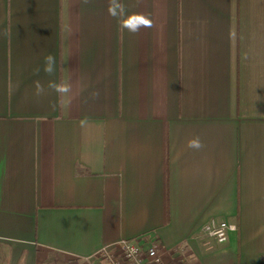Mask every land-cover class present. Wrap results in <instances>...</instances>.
<instances>
[{
  "label": "crops",
  "instance_id": "1",
  "mask_svg": "<svg viewBox=\"0 0 264 264\" xmlns=\"http://www.w3.org/2000/svg\"><path fill=\"white\" fill-rule=\"evenodd\" d=\"M109 3L0 0V258L264 264V0Z\"/></svg>",
  "mask_w": 264,
  "mask_h": 264
},
{
  "label": "built area",
  "instance_id": "2",
  "mask_svg": "<svg viewBox=\"0 0 264 264\" xmlns=\"http://www.w3.org/2000/svg\"><path fill=\"white\" fill-rule=\"evenodd\" d=\"M235 227L227 222H216L212 220L204 227V234L214 239L219 244L228 241L229 232ZM105 264H175L165 263L162 259L159 246L152 243L143 247L137 242L123 240L111 247L100 250L95 258ZM178 264H191L187 259L181 260Z\"/></svg>",
  "mask_w": 264,
  "mask_h": 264
},
{
  "label": "clouds",
  "instance_id": "3",
  "mask_svg": "<svg viewBox=\"0 0 264 264\" xmlns=\"http://www.w3.org/2000/svg\"><path fill=\"white\" fill-rule=\"evenodd\" d=\"M125 12V6L123 4L117 3V0H110L109 7H108V13L114 17L119 18V16ZM133 17H127L125 22L122 24L124 28H126L128 31L132 33H136L140 30L142 26H151L150 21L145 19L143 16L137 17V23L136 24H130L127 22V20L132 19ZM55 70V58L49 54L45 57V67L44 71L51 75ZM39 69H37V72ZM49 88L54 89L56 92L61 94H67L70 91L69 86L62 85V84H56L54 82H49ZM44 93V88L39 83V81L36 82V94L41 95ZM98 95V93H97ZM188 146L190 148L199 149L202 147L201 142L198 138L192 139L188 142Z\"/></svg>",
  "mask_w": 264,
  "mask_h": 264
},
{
  "label": "rangeland",
  "instance_id": "4",
  "mask_svg": "<svg viewBox=\"0 0 264 264\" xmlns=\"http://www.w3.org/2000/svg\"><path fill=\"white\" fill-rule=\"evenodd\" d=\"M93 264H105V262H100V261H97L96 259L92 262ZM0 264H7L6 263V260H2V258H0Z\"/></svg>",
  "mask_w": 264,
  "mask_h": 264
}]
</instances>
